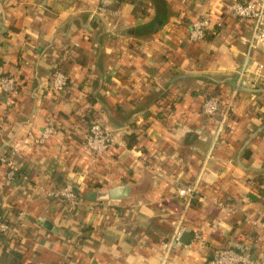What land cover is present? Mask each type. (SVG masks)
<instances>
[{
  "label": "crops",
  "instance_id": "crops-1",
  "mask_svg": "<svg viewBox=\"0 0 264 264\" xmlns=\"http://www.w3.org/2000/svg\"><path fill=\"white\" fill-rule=\"evenodd\" d=\"M235 1L246 0H0V76L21 83L19 98L0 95V155L14 153L30 177L7 182L0 166V212L27 213L15 234L22 263L208 264L220 248L251 245V218L264 220V82L240 72L264 64V47L249 49L251 22L229 19ZM205 17L211 28L191 42ZM57 68L70 82L62 95ZM206 96L224 98L228 115L206 117ZM95 122L115 137L102 157L84 147ZM66 184L84 198L131 191L69 211L47 197ZM190 186L192 200L179 196ZM178 229L188 244L167 252Z\"/></svg>",
  "mask_w": 264,
  "mask_h": 264
},
{
  "label": "built area",
  "instance_id": "built-area-1",
  "mask_svg": "<svg viewBox=\"0 0 264 264\" xmlns=\"http://www.w3.org/2000/svg\"><path fill=\"white\" fill-rule=\"evenodd\" d=\"M107 2L102 3L100 10L102 13L106 12ZM228 17L234 21H247L252 24V35L246 41L249 49L256 50L258 47H264V0H246L235 1L228 6ZM212 19L209 17L196 20L190 31V41L193 43L201 42L205 38L206 32L212 26ZM222 26V23H217ZM71 55L70 50H65L62 60H66ZM240 75L246 80L253 83L264 82V64H256L253 69H249L246 65L242 68ZM69 77L59 68H57L51 79V88L58 94H64L69 88ZM21 93V83L18 78L12 75L0 76V95L7 96L9 99L19 98ZM224 98L219 96H206L203 104V113L208 118H216L220 112L228 115L230 106H226ZM55 133L53 126H48L40 138V143L44 144ZM115 143V137L99 122L93 123L84 136V147L87 151L99 157L104 156ZM0 166L7 167L4 174L5 180L10 183L19 182L21 185H28L30 177L24 172L22 165L16 160L15 154L0 155ZM197 193L196 186L180 188L179 196L192 200ZM47 197L65 205L69 211L75 209H85L90 212L98 210L97 205L86 201L84 197L80 196L72 184H66L58 190H53L47 193ZM230 204H225L220 201L216 202L222 210L231 212L233 209ZM8 211L16 210V214L9 219H4L0 216V236H7L9 234H18L27 229V213L25 210H20L15 207H10ZM7 214V213H4ZM14 221L17 227L14 225ZM250 223L254 226L255 234L251 241V245L246 249L237 251L235 248L223 247L220 248L215 256L208 264H264V253L259 256H253L251 249L258 248L264 242V220L260 217L251 218ZM184 230L178 229L172 240L164 244V249L169 252L174 247L182 246L181 238ZM13 242H16V235L13 236ZM7 254L10 253L11 248L4 246Z\"/></svg>",
  "mask_w": 264,
  "mask_h": 264
},
{
  "label": "water",
  "instance_id": "water-1",
  "mask_svg": "<svg viewBox=\"0 0 264 264\" xmlns=\"http://www.w3.org/2000/svg\"><path fill=\"white\" fill-rule=\"evenodd\" d=\"M131 188L130 187H117L110 191H99V192H91L86 194V200L88 201H97V202H119L129 197ZM48 229H52V224L47 222L44 225ZM190 237V234H183L181 238V242L184 244H188V242L185 240L186 238ZM235 249L237 251H241V247L235 246Z\"/></svg>",
  "mask_w": 264,
  "mask_h": 264
},
{
  "label": "trees",
  "instance_id": "trees-1",
  "mask_svg": "<svg viewBox=\"0 0 264 264\" xmlns=\"http://www.w3.org/2000/svg\"><path fill=\"white\" fill-rule=\"evenodd\" d=\"M61 69V68H59ZM62 70V69H61ZM64 72V71H63ZM16 210L11 211L10 213L4 214L3 212H0V216H3L4 219H9L11 216L16 214ZM14 225L15 227H17L16 222L14 221ZM87 232V230H84V233ZM13 236L14 234H9L7 236H0V240L1 241H5L8 242L9 245L8 247L11 248V251L9 254L6 253V251L4 250V258H5V262L3 264H24L21 262L22 256L20 253V243L19 241L13 242Z\"/></svg>",
  "mask_w": 264,
  "mask_h": 264
}]
</instances>
